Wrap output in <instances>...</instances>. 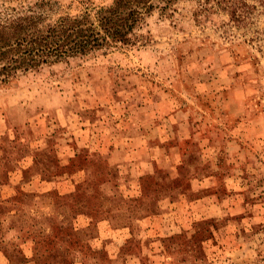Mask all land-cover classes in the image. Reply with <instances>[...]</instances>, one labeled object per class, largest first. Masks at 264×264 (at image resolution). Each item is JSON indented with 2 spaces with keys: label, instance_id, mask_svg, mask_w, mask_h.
Wrapping results in <instances>:
<instances>
[{
  "label": "rangeland",
  "instance_id": "374dc122",
  "mask_svg": "<svg viewBox=\"0 0 264 264\" xmlns=\"http://www.w3.org/2000/svg\"><path fill=\"white\" fill-rule=\"evenodd\" d=\"M262 1L178 0L135 45L0 84V264L263 262Z\"/></svg>",
  "mask_w": 264,
  "mask_h": 264
},
{
  "label": "trees",
  "instance_id": "16d2710c",
  "mask_svg": "<svg viewBox=\"0 0 264 264\" xmlns=\"http://www.w3.org/2000/svg\"><path fill=\"white\" fill-rule=\"evenodd\" d=\"M178 0H112L93 13L50 17L52 0H37L27 7L0 8V84L43 66L84 58L117 45L141 41L140 29L154 11L166 14ZM201 11L213 5L231 20L247 17L245 0H196ZM264 3V0L262 1ZM260 264H264L263 262Z\"/></svg>",
  "mask_w": 264,
  "mask_h": 264
}]
</instances>
